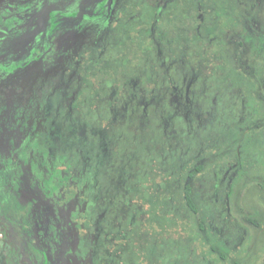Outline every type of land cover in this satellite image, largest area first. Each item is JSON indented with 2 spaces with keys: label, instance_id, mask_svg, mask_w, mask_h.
Wrapping results in <instances>:
<instances>
[{
  "label": "flooded vegetation",
  "instance_id": "af4514ba",
  "mask_svg": "<svg viewBox=\"0 0 264 264\" xmlns=\"http://www.w3.org/2000/svg\"><path fill=\"white\" fill-rule=\"evenodd\" d=\"M0 4V226L22 253L18 264H138L131 237L159 228L177 234L185 222L207 220L197 216L206 213L200 190L213 173L210 203L226 192L227 215L218 209L223 223L238 222L249 238L259 239L254 228L264 234V218H246L249 226L231 214L233 189L255 168L246 137L228 144L207 135L198 112L216 116V99L201 78L213 75L212 63L224 60L219 55L233 61L238 31L230 21L240 17L244 27L245 2ZM51 5L60 16L50 23ZM65 5L75 10L64 14ZM251 13L263 16L264 6ZM222 145L230 156L238 148L234 162L223 154L194 184ZM136 153L144 155L134 159Z\"/></svg>",
  "mask_w": 264,
  "mask_h": 264
},
{
  "label": "rangeland",
  "instance_id": "374dc122",
  "mask_svg": "<svg viewBox=\"0 0 264 264\" xmlns=\"http://www.w3.org/2000/svg\"><path fill=\"white\" fill-rule=\"evenodd\" d=\"M50 2L51 4L56 3L58 7L59 0H50ZM242 2L246 3L248 9L247 14H244V31L242 32V30H240L234 35L231 41L232 49L230 50V56L235 62L242 58V62L246 63L251 56L247 54L252 51H257L258 56H264V15L260 16L259 13H251L255 5L258 7L264 6V0H242ZM75 6L76 5H65L62 11L64 14L70 15L72 9L75 10ZM48 9V20L50 18V23L52 21H57L60 16L58 8L55 10L51 5ZM242 75L246 77L244 73ZM225 105L226 106L221 105L218 108L215 105L214 109L221 110L226 108V110L231 111L239 107V105L235 106V104ZM238 119L240 118L238 117ZM176 120L177 118L174 120L175 124L180 127V123ZM150 134V139L155 143V141H157V138H154L156 137L155 133L150 132ZM238 140H240V136L236 133L229 137L227 136L226 139L228 144H235ZM153 143L150 142V145L153 146ZM249 144L251 148L247 149L248 153L246 156L250 164L255 168L252 171H247L233 189L231 214L234 217L241 218L243 223L250 226L246 218H264V140L261 141V139H259L258 143L251 144L249 142ZM237 149H230L229 151H232L230 156L226 152L224 154L225 147L223 145L220 146L217 151L214 152L213 161L209 163L205 162L204 167L207 168V170H203L195 178L194 184L198 180L203 181V179L208 176V173H211V167L222 157L223 159H230L231 157V160L234 162ZM144 150L143 148V150L138 151ZM128 153L129 159L131 160L130 157H133V153L129 150ZM143 155L144 154L136 153L134 159H136V157L140 158ZM259 169L261 170L260 172L258 171ZM212 175H214V173L211 174L210 177H212ZM210 177L204 182V188L202 187L200 190L201 207L206 209V213L204 214V211L201 210L197 215H202V217L207 218V220L203 222H190L194 228L193 230L191 225L185 222L183 232L179 230L177 234L170 232L165 233L159 228L160 231L152 234L149 233L146 237L140 235L131 237L129 241L136 247L134 252L138 264L145 263V258L150 261V264H237V258L235 257L236 252L239 253V264H258V262L261 263L263 261L264 234L259 233V230L254 228L252 236H259V239L249 238L247 230L243 229L238 222L223 223L222 219L219 218L218 209L223 206V212L227 215V209L224 208L226 205V192L224 189H221L218 195H214L213 201L210 203L211 194L210 188L208 189V185L212 180ZM183 211L189 214L188 218H193L191 209L188 211L184 206ZM211 228L219 232L217 236L215 235L214 237L211 234L209 231ZM220 237L225 238L226 243L223 240L218 241ZM233 253L234 255H232ZM222 255L225 256L224 259L218 263V258ZM21 259L22 253L18 254L13 246L11 231L8 229L2 230V226H0V264H18Z\"/></svg>",
  "mask_w": 264,
  "mask_h": 264
},
{
  "label": "trees",
  "instance_id": "16d2710c",
  "mask_svg": "<svg viewBox=\"0 0 264 264\" xmlns=\"http://www.w3.org/2000/svg\"><path fill=\"white\" fill-rule=\"evenodd\" d=\"M230 24L233 29L244 31L240 26V17H232ZM247 55L255 57L250 56L249 60L244 63L242 58L235 62L226 60L225 55L221 54L219 58L224 60H217L212 63L213 68H209L213 75L201 78L205 86L209 88V95L216 99L217 108L221 105L226 106L225 104H235L239 107L231 111L226 108L216 109L214 117L209 115L208 110L199 108L198 112L202 120V131L206 130L207 135L215 133L216 136H221V139H217L223 141V136L229 137L236 133L240 136L237 143L241 142L245 136L246 147L250 149L249 142L253 144L258 143L259 139L264 140V56H258L257 51H252ZM193 65L191 64V69ZM194 67L196 68V65ZM243 73H246V77H243ZM227 76L231 79H227ZM239 77L244 78L245 81L240 82L243 79ZM201 134L203 133L201 132ZM185 201L191 208L193 199L190 184L185 187ZM170 211V206L163 207V212L166 214H169ZM238 254V252L235 253L236 263H240ZM261 263L264 264V259Z\"/></svg>",
  "mask_w": 264,
  "mask_h": 264
}]
</instances>
